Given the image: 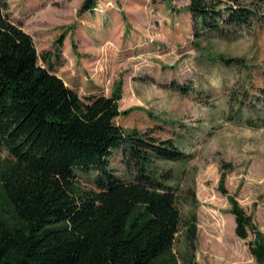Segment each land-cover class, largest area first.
I'll return each mask as SVG.
<instances>
[{"label": "trees", "instance_id": "16d2710c", "mask_svg": "<svg viewBox=\"0 0 264 264\" xmlns=\"http://www.w3.org/2000/svg\"><path fill=\"white\" fill-rule=\"evenodd\" d=\"M98 1L83 0V12ZM263 1L189 0L186 11L195 35L198 29L224 33L262 20ZM58 41L39 55L0 0V264H196L192 250H174L181 225L192 246L195 223L182 221L174 173L157 164L180 161L185 152L172 139L117 124L126 112L119 110V86L110 95L90 96L67 86L54 72L62 63ZM208 59L247 67L242 57ZM246 94L230 92L228 120L241 118ZM258 118L244 120L257 127ZM114 150L122 154L123 173L110 166ZM76 170L95 171L91 187H81ZM224 178L222 171L225 193ZM228 199L235 234L252 236L248 250L264 264V229L233 196Z\"/></svg>", "mask_w": 264, "mask_h": 264}, {"label": "rangeland", "instance_id": "374dc122", "mask_svg": "<svg viewBox=\"0 0 264 264\" xmlns=\"http://www.w3.org/2000/svg\"><path fill=\"white\" fill-rule=\"evenodd\" d=\"M3 2L39 55L62 39L65 79H89L109 95L119 86V110L126 112L115 122L124 130L172 139L185 152L180 161L157 162L174 173L182 221L195 223L192 246L181 225L174 250H192L196 264H257L247 246L252 236L235 234L228 197L264 229V16L224 33L198 29L196 36L189 0H99L85 12L83 0ZM259 12L264 14V1ZM218 53L242 57L247 67L208 59ZM236 88L247 91L243 113L228 120L229 95ZM245 117H259L258 126H248ZM110 166L123 173L119 150L112 151ZM222 171L225 193L219 188ZM75 174L89 188L96 173Z\"/></svg>", "mask_w": 264, "mask_h": 264}, {"label": "crops", "instance_id": "0c3cea01", "mask_svg": "<svg viewBox=\"0 0 264 264\" xmlns=\"http://www.w3.org/2000/svg\"><path fill=\"white\" fill-rule=\"evenodd\" d=\"M191 23L192 20L190 19ZM62 59V57H60ZM64 67V63L62 62L61 64H55L54 65V72L60 76L64 83L75 90L79 96H90V95H95V94H103V95H109V94H104L101 90L100 87L93 81H90L87 79L86 81H83L82 79H79L77 77H72L70 79H65L62 76L61 68Z\"/></svg>", "mask_w": 264, "mask_h": 264}]
</instances>
